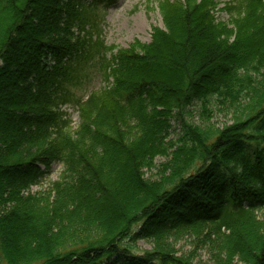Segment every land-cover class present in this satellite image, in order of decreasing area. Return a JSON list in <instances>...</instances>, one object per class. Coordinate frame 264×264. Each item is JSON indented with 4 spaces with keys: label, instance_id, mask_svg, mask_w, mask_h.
<instances>
[{
    "label": "trees",
    "instance_id": "1",
    "mask_svg": "<svg viewBox=\"0 0 264 264\" xmlns=\"http://www.w3.org/2000/svg\"><path fill=\"white\" fill-rule=\"evenodd\" d=\"M104 1L0 0V264H195L185 234L213 264H264V0L226 4L233 38L212 0L162 1L164 28L119 49ZM89 65L105 85L85 97Z\"/></svg>",
    "mask_w": 264,
    "mask_h": 264
},
{
    "label": "rangeland",
    "instance_id": "2",
    "mask_svg": "<svg viewBox=\"0 0 264 264\" xmlns=\"http://www.w3.org/2000/svg\"><path fill=\"white\" fill-rule=\"evenodd\" d=\"M91 1V0H88ZM167 1L173 3L174 1L184 3V0H105L98 3L99 24L102 28V36L107 45L119 48H131L136 43L148 44L151 42L152 31L154 27L164 28V22L161 12V2ZM211 10L215 13L217 22L222 23V34L227 36H234V22L232 17L225 11V6L232 0H212ZM214 5V6H213ZM224 24V25H223ZM230 38V40H232ZM229 40V41H230ZM89 69V79L86 81V90L80 91L84 93L85 97L93 90H97L105 85L102 80V75L94 67L87 66ZM221 108H214L215 113L211 116L210 121L216 126H224L230 124L233 120V113L235 110L220 106ZM70 113L73 120L74 128H77L80 123L79 112L77 107L67 106L64 108ZM199 105H195L189 112V117L193 121H202L203 116ZM174 129L172 133L173 139H177L180 133V127L173 123ZM165 160V158L158 157L156 160L157 166L153 170H149L147 175L156 174L158 166ZM63 166L60 163L52 165L51 170L46 175L45 179L39 184L32 186L27 193L29 194H50V187L53 181L59 179ZM170 240V241H169ZM168 241L174 245L179 254L186 255L193 259L195 264H213L214 257L212 249L207 246L200 245V239L195 238L189 234L182 235L178 238L171 237ZM154 244L149 241L139 240L136 248L132 251L136 255H143L144 251L151 250ZM121 263V259L119 260ZM119 264V263H118Z\"/></svg>",
    "mask_w": 264,
    "mask_h": 264
}]
</instances>
